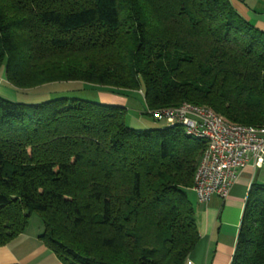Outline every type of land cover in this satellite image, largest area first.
Listing matches in <instances>:
<instances>
[{
  "label": "trees",
  "instance_id": "trees-1",
  "mask_svg": "<svg viewBox=\"0 0 264 264\" xmlns=\"http://www.w3.org/2000/svg\"><path fill=\"white\" fill-rule=\"evenodd\" d=\"M67 52L78 67L63 68ZM56 54L55 76L19 86V69ZM1 68L17 92L71 82L88 96L0 94V247L37 213L61 264H185L199 240L188 192L206 143L178 124L130 127L119 97L264 126V31L230 0H0ZM230 264H264V184L248 190Z\"/></svg>",
  "mask_w": 264,
  "mask_h": 264
},
{
  "label": "built area",
  "instance_id": "built-area-1",
  "mask_svg": "<svg viewBox=\"0 0 264 264\" xmlns=\"http://www.w3.org/2000/svg\"><path fill=\"white\" fill-rule=\"evenodd\" d=\"M149 113L155 121L178 124L206 143L193 180L198 203L207 204L214 195L225 198L247 166L264 168V126L229 122L210 108L188 102Z\"/></svg>",
  "mask_w": 264,
  "mask_h": 264
},
{
  "label": "crops",
  "instance_id": "crops-1",
  "mask_svg": "<svg viewBox=\"0 0 264 264\" xmlns=\"http://www.w3.org/2000/svg\"><path fill=\"white\" fill-rule=\"evenodd\" d=\"M230 1L244 19L264 31V22L255 20L249 14L251 11L256 12L257 5L250 7L246 0ZM254 183L264 184V168L255 169L249 165L240 172L225 198L214 195L207 204L194 202L199 240L188 254L185 264H230L242 210L248 190ZM16 239L0 247V264H24L36 254L47 253V248L38 239L41 245H36L35 249L19 257V247L14 249L15 246L11 245ZM54 257L52 263L61 264L55 255Z\"/></svg>",
  "mask_w": 264,
  "mask_h": 264
},
{
  "label": "rangeland",
  "instance_id": "rangeland-1",
  "mask_svg": "<svg viewBox=\"0 0 264 264\" xmlns=\"http://www.w3.org/2000/svg\"><path fill=\"white\" fill-rule=\"evenodd\" d=\"M250 7L256 6V12L251 11L249 14L255 20H260L264 22V0H246ZM93 49L91 50V52ZM68 53V52H67ZM95 58H101L102 62H104L107 58L104 53L95 52ZM103 55V56H102ZM64 56L62 57V59ZM66 63L64 64L63 68H67L68 65H71L72 69L78 67L81 61V55L76 53H68L66 56ZM60 57L56 54L53 57H43V58H36L31 59L32 62L28 63L25 67L18 71L17 77L19 79V86H32L31 83L35 82L38 79H46L51 78L52 76L56 75L55 65L53 64L54 60H58ZM30 60V61H31ZM67 65V66H66ZM65 68V69H66ZM63 80V79H62ZM58 80V81H62ZM68 81V80H67ZM47 83H53L52 81ZM56 83V81H55ZM45 84V83H44ZM17 85L8 80L6 75L4 74V69H0V94L8 99L15 100V101H23V102H35L38 100L46 99L49 97L55 96H79L82 98L88 97L87 95L79 92H74L72 89L78 88L81 84L79 83H71V82H62L56 84H48L42 87L37 88L38 90H33L35 93L31 92H17L12 88V86L17 87ZM37 87V86H36ZM97 90L93 92L96 93ZM101 96L108 95L105 92L99 91L97 92ZM96 93V94H97ZM94 94L90 99H94L97 101H101L98 95ZM116 98V97H115ZM121 102H126V114H125V121L126 124L135 129H147V128H158L162 125V123L154 121L153 118L149 115L150 113H144V103L142 97L140 96V92L137 90L130 91L126 97H119ZM119 98H117L119 100ZM119 102V101H118ZM151 112V111H149ZM188 198L192 202H196V195L194 190H190L188 192ZM43 231V223L41 217L37 213H32L28 218V226L22 236L11 244L18 248L17 255L19 257H23L27 251L30 252L31 250L35 249V246L40 244L41 242L38 240V235L41 234ZM47 253L44 254H36L32 258H30L27 263L24 264H53V259H55L54 254L46 250Z\"/></svg>",
  "mask_w": 264,
  "mask_h": 264
}]
</instances>
